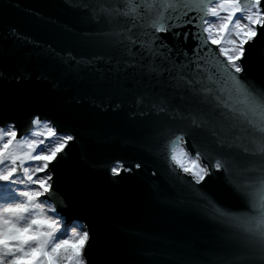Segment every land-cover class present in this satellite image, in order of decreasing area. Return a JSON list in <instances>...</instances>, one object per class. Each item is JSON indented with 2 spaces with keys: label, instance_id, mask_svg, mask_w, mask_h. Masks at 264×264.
<instances>
[{
  "label": "snow or ice",
  "instance_id": "6c2138e0",
  "mask_svg": "<svg viewBox=\"0 0 264 264\" xmlns=\"http://www.w3.org/2000/svg\"><path fill=\"white\" fill-rule=\"evenodd\" d=\"M64 2L94 27L66 28L68 49L37 48L51 61L41 78L80 89L97 109L129 111L134 142L176 202L216 225L218 251L176 255L175 264H264V77L242 75L246 61L264 66V0H155L148 10L142 0ZM27 103L0 92V113ZM28 121L18 136L15 119L0 120V264H93L88 224L38 202L52 186L50 163L78 137L39 112ZM141 167L117 159L110 171Z\"/></svg>",
  "mask_w": 264,
  "mask_h": 264
},
{
  "label": "water",
  "instance_id": "95a60500",
  "mask_svg": "<svg viewBox=\"0 0 264 264\" xmlns=\"http://www.w3.org/2000/svg\"><path fill=\"white\" fill-rule=\"evenodd\" d=\"M142 2L148 10L155 0ZM0 12V53H9L0 60V70L10 77L20 68L29 73L27 80L0 77V92L28 101L22 109L10 107L0 113V120L15 119L19 136L29 125V113L39 112L57 121L62 130L76 133L78 139L64 150L65 159L60 160L58 154L50 163V168L55 166L52 186L43 197L69 220L88 224L93 264H175L176 255L218 251L216 225L194 204L176 202L174 190L160 175L158 162L134 142L136 117L127 110L97 109L80 89L63 81L53 87L55 81L41 78L51 61L35 50L70 48L66 28L83 32L94 27L86 14L68 7L64 0H0ZM12 27L34 43L17 41L9 31ZM242 75L259 80L264 77V66L246 61ZM78 100L82 103L77 104ZM117 159L126 164L140 161L142 167L114 176L110 167ZM231 206L243 204L232 202Z\"/></svg>",
  "mask_w": 264,
  "mask_h": 264
},
{
  "label": "rangeland",
  "instance_id": "374dc122",
  "mask_svg": "<svg viewBox=\"0 0 264 264\" xmlns=\"http://www.w3.org/2000/svg\"><path fill=\"white\" fill-rule=\"evenodd\" d=\"M209 19H214V18H209ZM26 166H28V164H26ZM46 171H47V170H46ZM37 175H43V173H38ZM22 176H23L22 173H18L16 178H18V179H22ZM16 187L18 188V190H22V189L25 187V185H17ZM3 189H4V185H3V183H0V194L3 193ZM38 202L44 204L45 214H49V213L47 212V208H48L49 206H51V207L53 208L52 204H51L49 201H47L46 199H44L43 196L40 197V198H38Z\"/></svg>",
  "mask_w": 264,
  "mask_h": 264
}]
</instances>
